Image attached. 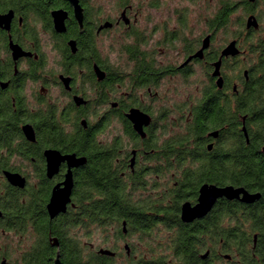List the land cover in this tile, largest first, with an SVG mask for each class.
I'll return each mask as SVG.
<instances>
[{
    "label": "flooded vegetation",
    "instance_id": "1",
    "mask_svg": "<svg viewBox=\"0 0 264 264\" xmlns=\"http://www.w3.org/2000/svg\"><path fill=\"white\" fill-rule=\"evenodd\" d=\"M203 2L78 0V22L66 0H0V264H54L62 245L73 249L76 230L67 224L84 216L89 223L90 209L84 215L77 204L90 206L95 173L107 185L135 190L134 202L167 207L182 184L179 219L181 206H195L204 185L259 195L249 204L217 199L201 219L183 224L205 223L232 206L238 214L227 218L228 227L250 236L252 260L230 256L216 264H264V217L254 220L264 213V182H219L249 179L251 168L264 176V140L248 133L252 117L241 116L236 126L237 109L264 110V0L234 2L223 24L222 0ZM56 11L65 14L63 30L54 27ZM249 18L256 27L246 26ZM206 38L207 48L195 57ZM231 43L238 54L221 58ZM219 60L221 88L213 77ZM132 112L141 115V133ZM182 172L199 178L194 190L185 189ZM6 174L19 176L23 188ZM66 182L65 211L50 219L47 207ZM14 198L22 205L17 228ZM124 229L123 238L102 249L129 255L136 237ZM78 233L86 253L97 248L90 224L85 237Z\"/></svg>",
    "mask_w": 264,
    "mask_h": 264
},
{
    "label": "trees",
    "instance_id": "2",
    "mask_svg": "<svg viewBox=\"0 0 264 264\" xmlns=\"http://www.w3.org/2000/svg\"><path fill=\"white\" fill-rule=\"evenodd\" d=\"M194 1V0H189ZM64 4V3H63ZM62 4V5H63ZM234 2L230 0H222V7L220 11V21L225 23L228 21V16L233 7ZM253 116H251L253 112ZM247 115L250 118L248 133H257L264 140V110L255 108H240L237 109L236 126L240 124L241 116ZM248 127V126H247ZM237 134L239 132L237 131ZM253 167V166H252ZM176 174L175 176H178ZM102 174L95 173L92 182V202L90 206L83 203L77 205L81 207L83 214L86 215V210L89 208L91 217L89 223L85 220L69 221L67 228L76 230V244L75 247L62 245L60 248V256L62 264H216V262L223 261L225 256H232L233 260L249 262L252 260L247 246L250 243V236L245 231L241 234L231 232L230 224L233 221H227L230 216H236V211L232 206H223L221 212L212 214V216L205 223H193L191 225H184L179 217V201L183 196L180 191L183 189L180 184V179L175 180L178 184L177 192L170 195L172 201L167 207L163 202L152 201L150 199H140L134 202L131 194L135 190H126L121 188L117 183L106 184L102 179ZM184 182L188 183L185 189L194 190L199 184V178L188 172H182ZM249 179H229L221 176L219 182L221 184L230 182L233 185H245L249 182H254L261 187L264 182V176L255 168L249 171ZM256 185V186H257ZM85 191V188H84ZM128 192L130 194H128ZM177 194V195H176ZM13 212L12 216H16L13 220L14 228L21 224L20 208L22 205L19 200L12 199ZM155 213L159 217L153 218L146 215V213ZM264 217V213L254 220L260 221ZM253 218V217H252ZM251 218V219H252ZM244 222L248 219L243 218ZM125 222V229L127 236H135L136 242L131 245L129 255L126 251L116 254L115 258L99 255L97 252L103 248V245H108L109 240L123 238L122 224ZM242 219L233 225L239 228L242 224ZM88 224L91 225V236L97 237V241L93 242L97 248L92 252L86 253V249L82 246L79 239V231L85 237ZM219 226L221 232L223 227L227 226V230L221 236L213 234V230ZM264 240L263 235L260 237ZM94 241V239H93ZM138 243L144 248L141 250ZM262 243V242H261ZM112 251V250H111ZM208 252L205 259L201 256ZM220 255V256H219ZM231 258V257H230ZM264 260V253L262 254Z\"/></svg>",
    "mask_w": 264,
    "mask_h": 264
},
{
    "label": "water",
    "instance_id": "3",
    "mask_svg": "<svg viewBox=\"0 0 264 264\" xmlns=\"http://www.w3.org/2000/svg\"><path fill=\"white\" fill-rule=\"evenodd\" d=\"M249 1H254V0H249ZM66 2L74 7L75 11V16L77 18V21L80 22V8L78 5V0H66ZM52 18L54 21V27L56 31L58 30H63V22L65 19V14L61 11H56L52 13ZM246 26H254L256 27V23L252 21L251 18H249L246 22ZM208 46V38H206L203 42L201 50L195 55V57H201L202 56V51L207 48ZM238 54L237 50L235 49V44L231 43L228 47H226L222 53H221V58L222 57H227V56H234ZM219 66H220V60L214 65V72H213V77H218L216 81V86L218 88H221L222 86V80L219 78ZM141 115L138 112H132L129 115V119L131 122L134 124V128L137 132L141 133ZM145 118V116H143ZM146 123L147 124V118H146ZM242 131L245 133V128H242ZM212 137L216 136V133L211 134ZM264 151V148H263ZM8 182L12 186H17L19 188H23L24 186V181L17 175H11V174H6ZM69 183V182H68ZM67 182L65 183V188L64 190L57 191L54 193V196L51 199L50 204L48 205V213L50 216V219L54 218L60 213H63L65 211V205L68 202V196H69V191H70V186ZM71 185V184H70ZM239 196H242L240 199ZM259 195H249L247 192H245L242 189H234L232 187H225V188H216L213 186H202L199 190V197L197 200V204L195 206H190L189 203H184L181 206V212H180V220L184 224H189L194 222L195 220L201 219L203 216H205L208 211L212 208L213 204L217 199L220 198H225L227 200H240L243 203H252L255 200L259 199ZM125 224L123 223V228ZM125 231V229H124ZM127 249V247H125ZM99 255L106 256V257H114L115 254L114 252H111L107 249H100L97 252ZM208 256V252H206L204 255L201 256V259H205ZM225 258L229 259V256H225ZM54 264H62L59 255H56V258L54 259Z\"/></svg>",
    "mask_w": 264,
    "mask_h": 264
},
{
    "label": "rangeland",
    "instance_id": "4",
    "mask_svg": "<svg viewBox=\"0 0 264 264\" xmlns=\"http://www.w3.org/2000/svg\"><path fill=\"white\" fill-rule=\"evenodd\" d=\"M236 1H239V0H233V2H236ZM192 4L193 5H198V6H203L204 5V2H203V0H195V3H192ZM184 5H186V4H184ZM237 17H238V13H236L235 16L231 17V20L233 22H235L236 19H237ZM93 239H94V241H93ZM93 239H92V242L97 241V237L96 236H93Z\"/></svg>",
    "mask_w": 264,
    "mask_h": 264
}]
</instances>
